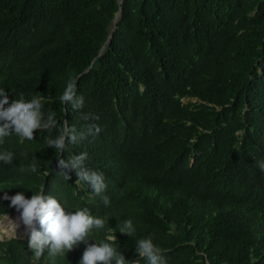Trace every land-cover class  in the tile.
I'll return each instance as SVG.
<instances>
[{"label": "trees", "instance_id": "obj_1", "mask_svg": "<svg viewBox=\"0 0 264 264\" xmlns=\"http://www.w3.org/2000/svg\"><path fill=\"white\" fill-rule=\"evenodd\" d=\"M70 79L84 97L75 111L60 102ZM0 90L44 97L53 139L65 121L102 129L63 153L46 131L5 137L0 152L14 157L0 161V198L42 190L107 216L90 239L129 260L151 237L167 264H264V0H0ZM84 152L105 177L101 195L56 168ZM10 203L0 199V218ZM127 220L131 236L119 232ZM85 248L36 260L28 236L4 239L0 264H79Z\"/></svg>", "mask_w": 264, "mask_h": 264}, {"label": "clouds", "instance_id": "obj_2", "mask_svg": "<svg viewBox=\"0 0 264 264\" xmlns=\"http://www.w3.org/2000/svg\"><path fill=\"white\" fill-rule=\"evenodd\" d=\"M44 99V97H33L26 101L21 97L10 101L7 92L0 90V143L12 134L19 136L21 142L24 139L34 140V133L40 130L49 134L46 141L48 146L63 153L88 136L95 137L100 134L102 129L98 124H88L84 131L77 133L76 129L69 127L65 121L59 135L54 139L51 138V131L57 127L58 122L54 112L46 114L42 111ZM47 99L51 101L52 97L49 96ZM60 102L71 104L74 111L83 108L84 97L77 95L76 80L68 81L60 96ZM83 119L98 120L99 117L85 115ZM13 157L14 154L10 151L0 152V161L5 164H11ZM87 159V152L70 156L67 160L58 158L56 168L67 181L71 179L70 173L74 171L77 176L75 182L77 186L87 184L95 195H101L107 189L105 177L101 172L90 170L86 166ZM257 166L264 172V161H259ZM37 169L38 166L34 160L30 170L36 172ZM0 199L10 200V207L16 209L2 216L0 220L14 213H20L18 220L25 226L24 235L28 236V247L36 260L44 257L45 252L48 258L63 257L83 242L86 248L79 264H141L142 261H146V264H167L162 255L163 250L153 243L151 237L137 241L135 249L137 258L132 260L126 259L122 252L118 253L112 243L90 239L92 230L105 228L109 217H94L87 208L75 212L68 211L57 199L46 195L42 190L39 193L34 192L31 198H26L23 192L14 196H9L5 192ZM103 202L105 206L110 205V200L106 196ZM19 226V223L11 220L10 231L6 234L10 237L17 236ZM110 231L111 229L108 233ZM119 232L131 236L135 232L132 221H125ZM107 239L113 241L117 240V237L109 235Z\"/></svg>", "mask_w": 264, "mask_h": 264}, {"label": "rangeland", "instance_id": "obj_3", "mask_svg": "<svg viewBox=\"0 0 264 264\" xmlns=\"http://www.w3.org/2000/svg\"><path fill=\"white\" fill-rule=\"evenodd\" d=\"M20 216V213H14L12 215L3 217L0 220V239L3 240H9V239H24L26 235H24L25 232V226L23 225V223L21 221L18 220V217ZM11 220L19 223V228L17 229V236L15 237H10L9 235H7L6 233L10 231V227H11ZM32 262V261H31Z\"/></svg>", "mask_w": 264, "mask_h": 264}, {"label": "water", "instance_id": "obj_4", "mask_svg": "<svg viewBox=\"0 0 264 264\" xmlns=\"http://www.w3.org/2000/svg\"><path fill=\"white\" fill-rule=\"evenodd\" d=\"M121 3V2H120ZM116 20H117V16L113 19V21H112V32L114 31V28H115V24H116ZM110 37H111V34L109 35V38H108V40L110 39ZM105 48V46H103V48L101 49V51H100V54H101V52L103 51V49Z\"/></svg>", "mask_w": 264, "mask_h": 264}, {"label": "bare ground", "instance_id": "obj_5", "mask_svg": "<svg viewBox=\"0 0 264 264\" xmlns=\"http://www.w3.org/2000/svg\"><path fill=\"white\" fill-rule=\"evenodd\" d=\"M1 227V226H0Z\"/></svg>", "mask_w": 264, "mask_h": 264}]
</instances>
